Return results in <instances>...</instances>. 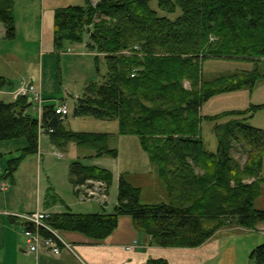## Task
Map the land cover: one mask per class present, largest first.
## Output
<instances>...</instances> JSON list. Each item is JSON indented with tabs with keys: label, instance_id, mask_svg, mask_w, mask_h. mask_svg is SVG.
<instances>
[{
	"label": "trees",
	"instance_id": "trees-1",
	"mask_svg": "<svg viewBox=\"0 0 264 264\" xmlns=\"http://www.w3.org/2000/svg\"><path fill=\"white\" fill-rule=\"evenodd\" d=\"M151 0H97L93 5L57 7L53 13L52 44L56 51L67 43H81L93 54L101 83L88 82L72 109L74 117L116 120L119 133L135 135L149 162L156 167L167 201L142 204L140 187L122 174L110 213H50L43 223L62 232H79L92 240L107 238L120 216H130L136 230L151 243L166 247H196L224 227L257 230L264 224V210L254 207L259 197L264 157V128L249 124L264 103L242 111L201 115L210 97L252 87L264 73L238 71L204 79V57L264 59V0H157L159 16ZM14 0H0V22L5 37L15 38ZM134 76H131L132 72ZM188 83L189 87H186ZM6 82L0 77V88ZM26 98L0 101V142L24 138L20 157L7 161L3 178H13L21 161L37 153L41 131L51 144L64 149L69 142L89 149L93 157L117 155L109 147L108 133L75 132L64 126L67 117L45 106L40 118L25 112ZM222 119H226L220 122ZM214 122L216 150L209 152L201 137V123ZM240 149L245 161L233 152ZM2 154H0V157ZM100 179L109 186L112 173L98 166L72 162V184ZM25 228L35 226L25 222ZM44 237L53 234L42 227ZM252 264H264V243L249 254ZM150 264H166L161 260Z\"/></svg>",
	"mask_w": 264,
	"mask_h": 264
},
{
	"label": "crops",
	"instance_id": "crops-1",
	"mask_svg": "<svg viewBox=\"0 0 264 264\" xmlns=\"http://www.w3.org/2000/svg\"><path fill=\"white\" fill-rule=\"evenodd\" d=\"M91 1L93 4L96 0ZM48 2L47 9L45 8V0H41V8H36L35 11H32V7L29 6L32 1L14 0L13 12L17 22V34L13 39L5 37V28L0 22V77L6 82L0 88V101H14L13 93L20 88L27 87L31 82L39 88L41 96L44 99H42V103H47V99H49L43 88L42 71L40 79L37 81L36 72L29 71V67L27 66L29 62L34 67L36 66L38 46L41 47L40 64H42L40 70L43 69V58H45V55L47 58L53 52V13L57 7H55L54 0H49ZM47 32L51 36H48ZM45 34L49 38L45 39ZM39 36L42 39V45ZM21 37L24 39H21ZM87 41L84 39V46ZM29 42H33L36 48L33 54H30L27 50ZM79 55L86 57L93 56V54L91 55V53L87 52H81ZM49 58L51 57L49 56ZM22 59L26 62H22ZM50 61H47L48 65L51 63ZM60 103H66L69 106L71 115L72 108L69 102L61 100L54 104ZM200 114L207 115L202 113V109L200 110ZM79 117L82 116L75 117L74 119L77 120ZM66 122L67 125H70L72 120L66 119L64 122L65 128L68 129L67 127L69 126L66 125ZM39 142H42V139H39ZM102 158L103 156L100 159L91 158L89 160L91 163L88 165L105 168L103 164L98 162ZM144 162L145 175L140 173L141 175L137 179L139 183L138 187L141 189L140 202L143 192L146 193L142 204L167 201L164 187L157 197H154L150 193L151 191H148V188L154 186L159 177L156 167L149 160ZM109 171L112 173V178H114L113 172ZM13 178L11 179L12 184H14ZM69 183L72 195L70 191H68L69 193L66 196L61 195L60 192H56L59 197H56V200L52 202H48L44 199L45 195L43 194L42 199L37 198V200L25 207L9 206L6 203L8 197L13 196V185H7L4 190L0 189V264H150L153 260H161L166 264H248L250 262V252L260 242L264 241L261 240L264 237V224H261L255 230L261 232L260 237L253 230L229 226L220 229L212 237L196 247L157 246L151 243L149 236L136 230L131 217L125 215L118 218L116 228L103 240H92L79 232L62 231L60 232L61 234L58 233L63 241L71 244V251L61 248L59 255H53L45 248H39L36 253H30L26 237L23 234L25 221L20 219L18 215H29L36 212L45 214L61 213L65 210L74 213H95L99 211L110 213L113 211L116 204L117 192L114 196L108 193L107 202L104 205H101L97 200H91L85 201L91 202L90 205L83 206L81 205L82 202L76 198L78 195L74 191L70 180ZM109 187L110 185L108 186V191ZM144 189H147V191ZM258 238L260 239L257 241ZM255 243L258 244L256 245Z\"/></svg>",
	"mask_w": 264,
	"mask_h": 264
},
{
	"label": "rangeland",
	"instance_id": "rangeland-1",
	"mask_svg": "<svg viewBox=\"0 0 264 264\" xmlns=\"http://www.w3.org/2000/svg\"><path fill=\"white\" fill-rule=\"evenodd\" d=\"M32 3V11L36 8L40 9L41 0H30ZM34 1V2H33ZM49 0H45V8H48ZM55 7H64L68 5H83L85 0H54ZM92 3V1L90 0ZM149 7L156 11L159 16H166L174 19L179 15L178 10L174 14H168L159 9L157 0H151ZM46 31V30H45ZM48 34V32H47ZM51 36V34H48ZM49 38L45 34V39ZM21 39H24L21 37ZM84 39L88 40L87 34H84ZM42 45V39L39 36ZM44 44V43H43ZM37 47V64L34 67L31 62L28 63L29 71L36 72V80L40 79L42 71L43 88L46 91L47 103H42V109L45 106L54 105L55 102L66 100L73 109L77 98L83 93L84 86L88 82L101 83L103 75L106 72L105 63L103 60L99 62V71H96L93 63V56H80L81 52L92 53L88 50L83 42L67 43L64 48L56 51L53 47L52 55L43 58V69L40 70V49ZM33 42L27 44V50L30 54L35 51ZM24 56V54H23ZM24 58V57H23ZM51 59V61H50ZM25 61L22 59V62ZM42 61V60H41ZM47 61L51 63L48 65ZM26 62V61H25ZM202 74L204 79L217 77L228 73L238 71L257 72L263 74L264 60H252L244 58H227V57H204L202 60ZM186 87H189L186 83ZM46 96V95H45ZM43 99V97L41 96ZM44 100V99H43ZM264 102V79H258L252 87L246 86L238 90L223 92L210 97L202 104V113L208 116L217 115L230 111H242L249 108L251 105L262 104ZM36 104L31 105L29 114L37 116ZM73 114L69 115L67 120H72L67 127L75 132H104L109 134V147L116 150L115 157L103 156L98 162L103 164L105 168L111 170L114 174L109 191L110 195H115L117 192L118 176L123 175L132 184L139 185L137 179L140 173L144 174V161H148L147 155L142 151L139 140L135 135H123L119 133L118 123L116 120H100L90 116H82L76 119ZM222 119L220 122L225 121ZM249 124L258 128L264 126V110L254 113L249 120ZM214 122L203 121L201 123V137L205 144V148L209 152L216 150V137L213 132ZM39 139V149L37 153L28 154L21 159L13 178L12 184L10 178H3L7 166V161L12 158L22 156L21 150L26 146L24 138H18L0 142V181L5 186L13 185V196H9L7 202L9 206L19 207L27 206L37 198H43L48 202L56 200L59 197L56 192L66 196L71 187L68 180V167L72 162H80L90 164L92 152L89 149L78 148L74 143L69 142L64 149L55 148L47 134H41ZM57 154H62V157H57ZM234 157L243 163L245 155L238 149L233 152ZM262 177L264 178V157L262 162ZM145 175V174H144ZM147 177V176H146ZM163 189V184L158 178L154 186L148 188L154 197H157ZM147 191V189H144ZM145 193L142 194L141 203L144 202ZM72 195V193H71ZM73 197V196H72ZM158 200V199H156ZM88 201V200H87ZM91 202H82L81 205L88 206ZM254 207L259 210H264V182L261 185L259 197L254 201ZM89 213V212H79ZM60 233V232H59ZM256 235L261 236V232L255 231ZM61 234V233H60ZM260 238L257 239V241ZM264 240V237L261 238ZM264 242V241H263ZM260 242L259 244L263 243ZM256 245L258 243H255ZM258 244V245H259ZM255 246V245H254ZM251 260L248 264H251Z\"/></svg>",
	"mask_w": 264,
	"mask_h": 264
},
{
	"label": "built area",
	"instance_id": "built-area-1",
	"mask_svg": "<svg viewBox=\"0 0 264 264\" xmlns=\"http://www.w3.org/2000/svg\"><path fill=\"white\" fill-rule=\"evenodd\" d=\"M134 72L131 76H134ZM30 95L32 100L40 103L41 97L37 88L30 86L28 88H20L14 93V97L27 96ZM55 113L64 117L69 113V108L66 104H60L56 107ZM61 156V155H59ZM3 188V185H0ZM75 192L78 195V199L83 200H97L103 203L106 200V184L101 180L87 179L82 183L76 184L74 186ZM21 219L26 220L35 226V229L24 230V235L28 244V251L31 253H36L40 247L48 249L53 255H59L61 249L59 244H63V247L67 250H71L68 243H65L55 231L50 229L43 223V219L46 215L42 213H34L31 215H21ZM38 227H42L53 234V237H44L38 231Z\"/></svg>",
	"mask_w": 264,
	"mask_h": 264
},
{
	"label": "water",
	"instance_id": "water-1",
	"mask_svg": "<svg viewBox=\"0 0 264 264\" xmlns=\"http://www.w3.org/2000/svg\"><path fill=\"white\" fill-rule=\"evenodd\" d=\"M30 99H28V101H27V104H26V106L24 107V110L26 111L27 110V107H28V105L30 104Z\"/></svg>",
	"mask_w": 264,
	"mask_h": 264
}]
</instances>
